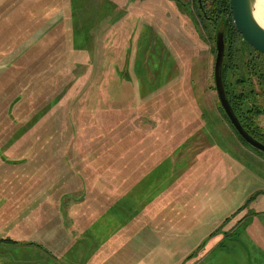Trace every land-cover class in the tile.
I'll list each match as a JSON object with an SVG mask.
<instances>
[{"label": "rangeland", "instance_id": "374dc122", "mask_svg": "<svg viewBox=\"0 0 264 264\" xmlns=\"http://www.w3.org/2000/svg\"><path fill=\"white\" fill-rule=\"evenodd\" d=\"M196 3L0 0V264H264Z\"/></svg>", "mask_w": 264, "mask_h": 264}, {"label": "trees", "instance_id": "16d2710c", "mask_svg": "<svg viewBox=\"0 0 264 264\" xmlns=\"http://www.w3.org/2000/svg\"><path fill=\"white\" fill-rule=\"evenodd\" d=\"M196 5L203 26L204 20H207L216 33L219 31L224 35L221 81L229 104L244 129L264 144V130L256 123L257 117L264 115V109L258 107L254 100L258 95L255 88L264 92V60H260L264 55L244 42L234 28L228 0H201V4L197 1ZM229 87H233L234 91L231 92ZM222 112L241 142L254 149L237 134L223 109Z\"/></svg>", "mask_w": 264, "mask_h": 264}, {"label": "water", "instance_id": "95a60500", "mask_svg": "<svg viewBox=\"0 0 264 264\" xmlns=\"http://www.w3.org/2000/svg\"><path fill=\"white\" fill-rule=\"evenodd\" d=\"M201 4V0H197ZM232 23L242 40L253 50L264 55V28L254 16L255 0H228ZM225 50L224 35L217 32L215 36V59L213 64L214 89L221 108L237 134L251 147L264 153V144L251 136L242 126L226 97L221 81V65Z\"/></svg>", "mask_w": 264, "mask_h": 264}, {"label": "bare ground", "instance_id": "6f19581e", "mask_svg": "<svg viewBox=\"0 0 264 264\" xmlns=\"http://www.w3.org/2000/svg\"><path fill=\"white\" fill-rule=\"evenodd\" d=\"M254 16L257 22L264 28V0H255Z\"/></svg>", "mask_w": 264, "mask_h": 264}]
</instances>
